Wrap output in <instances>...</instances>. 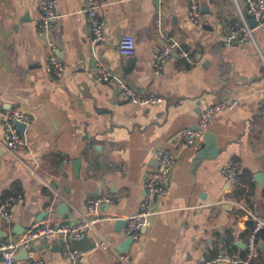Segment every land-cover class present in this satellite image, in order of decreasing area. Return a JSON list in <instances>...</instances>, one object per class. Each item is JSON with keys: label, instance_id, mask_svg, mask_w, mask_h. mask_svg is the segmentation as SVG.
I'll list each match as a JSON object with an SVG mask.
<instances>
[{"label": "crops", "instance_id": "obj_1", "mask_svg": "<svg viewBox=\"0 0 264 264\" xmlns=\"http://www.w3.org/2000/svg\"><path fill=\"white\" fill-rule=\"evenodd\" d=\"M55 1L58 16L46 36L38 32L41 0H0V108L30 116L26 143L15 153L3 146L0 122V204L22 196L10 207V223L0 214V242L38 226L88 220V199L107 196L111 202L100 210L110 218L86 229L93 246L70 243L83 253L81 264H124L98 243L108 240L116 250L127 238L120 221L138 210L155 148L170 146L178 155L168 192L154 199V215L125 253L127 264H197L223 251L243 256L249 212L264 214V176L262 184L255 179L264 175V30L254 31L261 57L253 46L223 45V27L246 0H199L210 12L198 23L188 16V0H95L107 39L97 53L140 94L162 99L148 105L96 79L86 0ZM161 32L196 51L195 62L174 55L157 73L151 63L162 49ZM127 35L135 47L124 54L117 43ZM50 41L65 65L60 77L45 70ZM224 97L237 105L214 115L208 137L180 150L181 129H195L201 111ZM212 142L214 156L194 161ZM229 159L242 164L235 184L221 172ZM29 248L44 264H68L58 239L32 240ZM24 249L17 248L13 264L32 263ZM249 264H264L261 246Z\"/></svg>", "mask_w": 264, "mask_h": 264}, {"label": "built area", "instance_id": "obj_2", "mask_svg": "<svg viewBox=\"0 0 264 264\" xmlns=\"http://www.w3.org/2000/svg\"><path fill=\"white\" fill-rule=\"evenodd\" d=\"M41 19L38 23V32L41 35H49L56 17V1L41 0ZM82 11L86 14L90 29V44L95 59V75L98 81L115 83L128 100L136 105H148L160 102L162 99L155 96H145L140 94L136 89L130 86L124 79L113 74L108 70L104 61L97 53V48L101 43L106 42L104 35L105 23L99 14V5L95 0H86ZM188 16L193 22L202 20L199 0H188ZM248 18L254 20L255 24L251 26ZM158 21V20H157ZM264 30V0H246L244 7H237V16L231 22L223 27L224 40L223 45L231 46L240 44L244 46H253L256 51L263 57V51L260 49L254 31ZM162 49L152 61L154 70L158 73L162 70L166 62L174 55L185 59L187 63L195 62L196 51L183 47L177 40L166 33H160ZM51 46L48 53V62L45 66L47 73L60 77L63 74L65 65L63 60L53 48L54 44L50 41ZM135 40L132 36H123L117 43V48L121 53L128 54L134 50ZM264 59V57H263ZM238 100L234 97H224L216 103L206 107L200 113L197 127H184L179 132L178 148L180 150L195 145L198 139L205 133L214 115L223 109L235 107ZM30 120L28 113L18 107L2 109L0 108V122L2 127L3 146L9 153H15L21 146L25 145L23 134H20L15 122H22L26 125ZM178 152L170 146H158L154 150L156 167L148 170L144 177L145 194L138 204V210L126 217L123 234L126 237L136 238L142 227L146 226L150 218L154 215L152 203L154 199L167 194L172 176L173 168L177 161ZM66 159H64L65 161ZM242 169V164L236 159H229L222 167L227 182L235 184L238 175ZM48 185V183H46ZM22 202V196L17 195L7 198L0 204V214L6 223H10V207L14 203ZM88 210L91 218L77 224L52 225L46 224L33 228L28 234L20 239H7L0 242V259L4 264H13L15 252L19 247H25L28 250V256L32 259L31 264H44L42 259L33 258L34 251L29 248L32 240L41 239H58L62 243L63 254L68 264H81L83 253L72 246L70 242L80 240L87 235L86 229L93 223L106 220L110 215L103 214L100 207L103 203H110L111 199L107 196L91 197L88 199ZM251 225L247 232L245 242V254L240 256L236 253L227 251L218 252L214 258L201 261L197 264H216L224 262L227 264H249L260 253L259 233L264 230V214L249 212ZM98 247L106 250H113L117 258L124 264L128 263V255L116 252L114 245L108 240H102Z\"/></svg>", "mask_w": 264, "mask_h": 264}, {"label": "water", "instance_id": "obj_3", "mask_svg": "<svg viewBox=\"0 0 264 264\" xmlns=\"http://www.w3.org/2000/svg\"><path fill=\"white\" fill-rule=\"evenodd\" d=\"M209 2L211 3L212 0H209ZM201 12H207L209 13L210 11L206 9V7L203 9L201 7ZM249 24L251 26H253L255 24L254 20L253 19H249L248 20ZM15 125L18 127V130L20 132V134H23L24 133V130L26 128V124L25 123H22V122H15ZM208 134L205 133V137H208L207 136ZM211 135V134H209ZM216 153V145L214 142H212V144L210 145V147L207 149V151L205 150H202V149H198L197 150V153H196V156H195V159L194 161H200L201 159L203 158H212L214 156V154ZM79 162H76V164H78ZM263 173L261 172H258L256 175H255V179L258 181L259 184H262V179H263ZM228 185H230L228 183ZM62 206L64 208H67V206L65 204H62ZM121 223H124L125 221H120ZM133 239L131 237H127L123 242H121L118 247H116V250L120 253H126L128 252L129 250V247L132 243ZM73 245L76 246V247H79L81 249H85V248H88V247H91L93 246V244L91 243H88V239H87V235L80 239V240H74L73 241ZM260 246H261V249L264 250V245L262 243H260ZM24 252L27 254V250L24 249Z\"/></svg>", "mask_w": 264, "mask_h": 264}, {"label": "trees", "instance_id": "obj_4", "mask_svg": "<svg viewBox=\"0 0 264 264\" xmlns=\"http://www.w3.org/2000/svg\"><path fill=\"white\" fill-rule=\"evenodd\" d=\"M244 187H239V186H237V189H236V192H237V194H239V195H243V193H244Z\"/></svg>", "mask_w": 264, "mask_h": 264}]
</instances>
